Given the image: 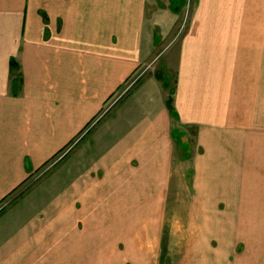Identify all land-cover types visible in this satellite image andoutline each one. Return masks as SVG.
<instances>
[{
  "label": "crops",
  "instance_id": "crops-1",
  "mask_svg": "<svg viewBox=\"0 0 264 264\" xmlns=\"http://www.w3.org/2000/svg\"><path fill=\"white\" fill-rule=\"evenodd\" d=\"M0 264H264V0H0Z\"/></svg>",
  "mask_w": 264,
  "mask_h": 264
},
{
  "label": "rangeland",
  "instance_id": "rangeland-1",
  "mask_svg": "<svg viewBox=\"0 0 264 264\" xmlns=\"http://www.w3.org/2000/svg\"><path fill=\"white\" fill-rule=\"evenodd\" d=\"M187 14L185 15V20L189 16V11L187 12ZM166 51H164L160 55V62H163L165 60ZM164 73H165L164 71L160 72V74H164ZM167 74L169 76L170 83H172L173 79H174V75H175L174 70L171 69V70L167 71ZM105 109H108V106ZM179 150L181 152V154H180L181 160L186 161L187 159H185V157L187 158V156L183 154V152H184L183 149L180 148ZM133 163L136 164V162H133ZM45 172H47V171H45L44 169H41L34 178L30 179L25 184H23L16 193L20 194L21 192H24L27 189H29L33 183H36L40 178H42V176L45 174ZM136 174L138 175V172H136ZM173 174L174 175L179 174V178L189 177L188 178L189 183L193 179V175H194V174H191L189 172H184V171L173 172ZM184 175H186V176H184ZM142 181H143V179H141V177H139V179H136V181H133V183H131V185H129V187L127 185L125 187V191H124V188H121V186H119V185H112L110 188L111 198L115 199L117 201L116 195L119 193L120 189H123L124 196L126 198L130 197V202H126V204H125L126 209L134 210V209H140V207H142V209H143V208H145V206L147 207L145 209H148V210L156 209V202H155L156 196L155 195H158L159 192H161L162 188L157 187V186H139V185H137L138 183H141ZM44 182H45V180L42 182L40 181L38 183V185L36 186V188L30 192V194L36 193L44 185ZM73 183H75V173L71 172V171H65L64 167H63V199L65 196L69 195L70 191L75 189ZM104 189L108 191V188H104ZM164 189H165L164 190V193H165L164 197L166 196L168 191L169 192H176L177 194L182 195V197L195 194L193 192L194 188H192L191 186L190 187H169V188H164ZM43 193L53 194V192H50V191H47V192L41 191L38 194H43ZM182 197H179V199H181ZM182 202H184V200H181V204H182ZM119 203H121V202L119 201ZM111 205L112 204L110 203V206ZM116 205L117 204H115V208H116ZM165 205H166V203H165ZM183 205H186V204H182V206ZM121 206H122V204H121ZM173 221H177V219H174ZM179 221H182V220H179Z\"/></svg>",
  "mask_w": 264,
  "mask_h": 264
}]
</instances>
